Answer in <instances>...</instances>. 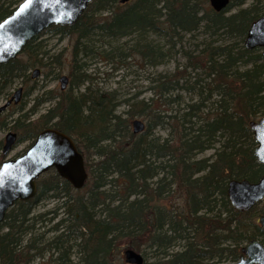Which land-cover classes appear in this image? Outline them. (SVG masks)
Segmentation results:
<instances>
[{"label":"trees","instance_id":"trees-1","mask_svg":"<svg viewBox=\"0 0 264 264\" xmlns=\"http://www.w3.org/2000/svg\"><path fill=\"white\" fill-rule=\"evenodd\" d=\"M23 1L0 0V22ZM247 1L231 0L216 12L209 0H92L75 26L44 32L73 37L68 63L45 51L40 35L21 58L0 66V94L17 81L34 82L25 97L38 88L34 69L44 79H59L67 69L68 90L36 98L10 129L17 143L30 146L47 128L67 134L89 174L84 189L76 190L50 170L37 182L34 199L15 203L0 225V264H35L48 253L50 264H72L75 249L78 264H127L126 250L141 254V264H231L250 241L264 245V200L240 212L227 195L232 180L258 182L264 175L250 129L264 116V55L245 46L252 24L264 15V0ZM200 34L196 48L184 51L186 65L155 79L156 98L128 101L126 119L112 94L74 92L88 79L81 61L91 55L156 67L170 60L175 42ZM181 93L192 99L186 102ZM47 102L54 103L32 120ZM136 117L147 122L143 133L133 131ZM158 128L168 130L166 138L154 136ZM210 150V157L199 158ZM46 199L57 206L35 212ZM59 214L64 218L57 220Z\"/></svg>","mask_w":264,"mask_h":264},{"label":"water","instance_id":"water-1","mask_svg":"<svg viewBox=\"0 0 264 264\" xmlns=\"http://www.w3.org/2000/svg\"><path fill=\"white\" fill-rule=\"evenodd\" d=\"M131 0H121L126 4ZM24 0L11 16L0 23V66L16 60L26 45L51 26L72 27L78 23L87 11L91 0H32L25 7ZM216 12L225 10L230 0H209ZM245 46L249 50L264 49V15L251 26ZM37 70L33 78L38 77ZM61 89L65 90L69 79L63 76ZM23 89L20 88L5 105L2 113L14 102L19 104ZM134 133L145 131V124L135 120L132 124ZM250 129L254 135L256 148L254 155L264 167V116L252 121ZM17 142V134L10 132L5 139L4 155L12 152ZM55 169L59 176L69 182L76 190L85 187L89 175L85 158L78 150L74 140L67 134L53 128L43 130L33 145L20 157L4 161L0 166V225L5 221L9 209L18 201H29L36 197L37 181L49 170ZM228 198L233 208L248 212L264 200V175L258 182L232 180L229 183ZM264 229V216L260 218ZM127 264H141V254L126 250ZM231 264H264V245L259 240H252L242 248L240 260Z\"/></svg>","mask_w":264,"mask_h":264},{"label":"rangeland","instance_id":"rangeland-1","mask_svg":"<svg viewBox=\"0 0 264 264\" xmlns=\"http://www.w3.org/2000/svg\"><path fill=\"white\" fill-rule=\"evenodd\" d=\"M252 1L253 0H248L245 6L250 5ZM237 10L238 7L234 8L233 12ZM42 36V40L45 41V44L43 46V49H45V51H48L53 57H59L61 55L65 63H68L70 61L74 45V39L72 36L61 37L60 35L54 34L52 32L43 33ZM154 39L158 40L161 44H165L166 42V40L157 39L156 37ZM202 39V34L195 38L187 35L183 39V43L175 42V47L172 50L170 60L156 67L147 65L143 66L138 60H135L134 58L129 59L126 65H122L121 63L112 62L111 60L100 57L97 54L91 55L88 59H83L81 61V64H85V74L87 75L88 79L80 89L74 90V92H84L86 88H89L91 90H98L104 94H112L116 98V102L118 105L117 114L121 115L123 119H126L128 117L127 111L129 110L128 101H131L133 98H137L139 100L144 99L146 101L156 98L155 79L159 75L173 73L178 66H181L180 68L182 69L187 62L184 51H193L196 48L198 42L202 41ZM127 41L128 39L122 40L116 45L121 46L124 42ZM105 43L106 42L104 40L103 44ZM64 75L68 76L67 69L63 71L61 76ZM59 79L51 76H49L47 79H44V75H40V77L35 80L38 88L30 96H24L20 104L12 105L6 111H4L0 120V159L2 158V156H4L3 150L5 146L6 136L10 131H13L10 129V123H12L13 120H16L22 115L28 113L34 107L36 98L44 95V93L48 91L60 92ZM33 84L34 82L25 85L22 83V80H20L15 82L9 88H6L4 92L0 94V107L8 102L18 89L22 87L25 92ZM180 95L185 99L186 102L192 99L187 93H181ZM53 103L54 102H47L40 105L37 109L36 114L33 115L31 119L36 120L40 115L44 114ZM20 105H25V109L22 112L18 111ZM136 119L147 123L145 119L141 117H136L134 120ZM4 124H9V127H5ZM167 135L168 130L166 128H158L154 131V136L159 138H166ZM30 143V141L18 143L11 154L5 158L12 159L20 156L28 149ZM213 153L214 151L210 150L204 155L199 156V158L210 157ZM57 203L58 202L54 199H46L38 205L35 212L41 213L53 210L57 206ZM62 218L64 217L59 214L57 220H61ZM53 224L54 222L48 224L45 230L51 228ZM51 236L52 235H48V238H50ZM80 242L81 239H78L77 243ZM50 258L51 253H48L43 259L37 260L35 264H50ZM71 262L72 264L79 263V254L76 249L71 251Z\"/></svg>","mask_w":264,"mask_h":264},{"label":"snow or ice","instance_id":"snow-or-ice-1","mask_svg":"<svg viewBox=\"0 0 264 264\" xmlns=\"http://www.w3.org/2000/svg\"><path fill=\"white\" fill-rule=\"evenodd\" d=\"M32 3V0H27L26 4H25V7H29Z\"/></svg>","mask_w":264,"mask_h":264},{"label":"flooded vegetation","instance_id":"flooded-vegetation-1","mask_svg":"<svg viewBox=\"0 0 264 264\" xmlns=\"http://www.w3.org/2000/svg\"><path fill=\"white\" fill-rule=\"evenodd\" d=\"M37 79V78H36ZM25 96V92H23V94H22V97H21V101H22V98Z\"/></svg>","mask_w":264,"mask_h":264}]
</instances>
